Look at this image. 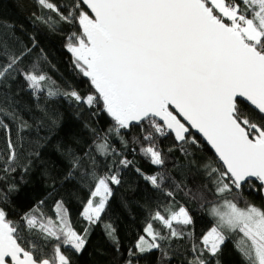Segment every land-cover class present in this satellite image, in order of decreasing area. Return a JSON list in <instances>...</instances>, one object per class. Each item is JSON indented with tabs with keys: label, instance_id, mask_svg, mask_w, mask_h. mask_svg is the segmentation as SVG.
Returning <instances> with one entry per match:
<instances>
[{
	"label": "snow or ice",
	"instance_id": "6c2138e0",
	"mask_svg": "<svg viewBox=\"0 0 264 264\" xmlns=\"http://www.w3.org/2000/svg\"><path fill=\"white\" fill-rule=\"evenodd\" d=\"M37 3L55 13L60 22L78 25L80 31L66 37V48L94 91L84 97L75 90L60 91L47 83L50 78L38 62H32L27 70L19 66L31 48L17 53L3 41L0 51L7 63L0 65V81L19 73L37 99L44 93L50 98L70 97L88 107L102 105L101 110L114 121L109 132H114L125 148L128 141L121 130L139 127L140 137L133 136L132 143L140 144V154L158 170L153 174L139 168L136 171L170 200L182 186L165 174L166 156L159 140L174 134L182 153L189 156L183 145L200 146L194 130L214 151L216 161L203 165L217 201L207 202L212 226L197 243L189 210L169 203L151 217L168 230L167 235L156 231L152 222L147 223L144 231L150 239L140 236L137 252L160 249L162 240L187 238L194 253L189 264H210L213 258L220 264L218 253L226 241H231L242 264H264V209L247 201L244 207L238 205L245 189L264 194V0H72L70 5L60 6L53 0ZM37 19L53 29L57 25L50 15ZM32 46H36L34 38ZM245 104L258 114L260 123L246 115ZM5 118L15 124L21 142V134L32 125L15 110L0 107V128L8 133L4 171L10 172L15 170L17 153ZM93 146L104 158H120L118 163L114 161L115 168L110 166L103 174L98 173L93 159L91 171L82 173L89 190L82 215L89 225L102 224L119 251L115 227L101 218L113 186L121 183L120 169L133 161L111 146L107 136L98 138ZM77 167L79 160L74 159L73 168ZM167 179L172 180L174 189L164 187ZM14 190V185L9 187V191ZM192 198L200 199L201 206L206 202L202 193H193ZM55 215L57 221L36 212L23 217L29 230L38 229L45 240L56 241L52 253L46 256L36 244L22 246L26 243L23 232L0 208V264H71L62 247L81 252L88 232L86 229L81 234L70 226L63 200L55 202ZM134 255L129 250L126 264H133Z\"/></svg>",
	"mask_w": 264,
	"mask_h": 264
},
{
	"label": "trees",
	"instance_id": "16d2710c",
	"mask_svg": "<svg viewBox=\"0 0 264 264\" xmlns=\"http://www.w3.org/2000/svg\"><path fill=\"white\" fill-rule=\"evenodd\" d=\"M53 2L57 6L70 5L72 0ZM49 15L57 21L54 29L37 19ZM79 31L78 25L60 22L55 13L41 8L37 0H0V41L6 42L9 49L17 53L25 47L32 49L19 66L27 70L36 61L50 78L47 83L54 84L60 91L75 90L84 97L94 89L89 79L75 67L73 55L66 48V37L71 32ZM33 38L35 47L32 46ZM5 63L7 58L0 51V65ZM0 107L8 111L15 110L18 117L32 125L29 131L21 134V142L17 140L15 124L5 118L12 130L11 139L17 153L15 170L10 172L4 171L9 151L8 133L0 128V208L4 209L9 221L18 225V231L23 232L26 243L22 246L27 248V242H31L37 248H43L46 256L52 253L56 241L45 240L44 234L38 229L29 230L23 217L36 212L57 221L55 202L63 200L70 226L78 233L83 234L86 229L88 232L87 243L81 252L62 247L71 264H126L129 250L135 253L131 257L133 264H189L194 253L191 241L187 238L159 241L160 249L144 253L137 252L135 245L140 236L150 239L144 231L149 222L153 223L156 231L167 235L168 230L151 217L158 208L163 209L169 203L175 208L183 205L189 210L194 220L197 243L200 236L212 226V217L208 212L210 204L207 202L217 201L210 191L211 180L205 175L203 165L215 162L216 157L195 134L200 146L183 145L189 156L182 153L181 145L172 135L159 140V147L166 156L165 174L182 186L175 190L174 200H170L162 192L153 189L136 171L139 168L145 174H153L158 170L140 154V144L132 143L133 136L140 137V128L121 130V135L128 141L125 148L116 134L109 132L114 121L101 110L102 105L88 107L70 97L60 95L50 98L44 93L37 99L28 89L24 78L19 73H13L0 81ZM242 107L250 119L261 122L258 114L249 110L246 104ZM105 136L111 146L133 161L127 168L120 169L121 183L113 186L109 206L101 218L115 227L119 251L117 245L106 236L102 224L89 225L82 215L89 196L82 173L91 171L93 159L96 170L103 174L110 166L115 168L120 158H104L97 154L94 141L98 142V138ZM141 143H144L142 137ZM133 148L136 149L135 153ZM74 159L79 160V167L75 169ZM12 185L16 190L9 191ZM164 187L175 188L171 179L165 181ZM189 189L191 192L185 195ZM49 193L52 195L49 196ZM193 193L203 194L206 201L203 206L200 199L192 198ZM41 201L44 202L42 205ZM245 201L264 209L260 192L245 189L238 205L244 207ZM218 259L220 264H242L231 241H226L221 247ZM210 264H215V258Z\"/></svg>",
	"mask_w": 264,
	"mask_h": 264
},
{
	"label": "water",
	"instance_id": "95a60500",
	"mask_svg": "<svg viewBox=\"0 0 264 264\" xmlns=\"http://www.w3.org/2000/svg\"><path fill=\"white\" fill-rule=\"evenodd\" d=\"M87 10V9H86ZM193 134H195V136H197L200 140H202L207 146L208 148L211 150V152L214 154V151L210 148V146L203 140V138L201 137L200 134L196 133L194 130H193ZM174 137V134H170ZM215 156V155H214ZM216 157V156H215ZM255 182V181H254ZM262 197H263V200H264V194H262Z\"/></svg>",
	"mask_w": 264,
	"mask_h": 264
}]
</instances>
